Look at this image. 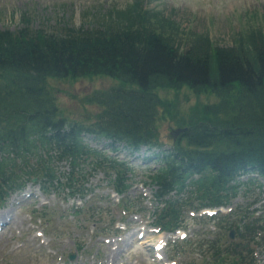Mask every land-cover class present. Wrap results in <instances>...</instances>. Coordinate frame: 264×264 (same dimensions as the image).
Instances as JSON below:
<instances>
[{
  "label": "trees",
  "instance_id": "trees-1",
  "mask_svg": "<svg viewBox=\"0 0 264 264\" xmlns=\"http://www.w3.org/2000/svg\"><path fill=\"white\" fill-rule=\"evenodd\" d=\"M141 1L111 11L93 28L64 24L59 32H49L32 28L25 13L17 29L0 28V202L34 177L44 192L62 186L73 193L78 185L85 196L84 169L90 165L121 196L122 210L141 211L127 194L133 167L91 147L86 134L109 140L113 151L120 142L132 153L142 146L151 151L149 158L156 162L147 172L154 188L151 224L160 230L186 227L185 211L229 206L245 174L264 182V29H249L222 46L207 34L185 35L172 19ZM91 76L120 83L85 98L98 108L93 117L62 116L47 80ZM181 88L217 101L194 108L186 130L171 134L165 147L153 133L164 107L157 90ZM64 161L70 170L60 178L54 163ZM206 217L190 216L197 223ZM209 219L218 227L229 224V214ZM247 219V230L262 228L251 215ZM241 234L250 241L246 230ZM215 237L199 243L205 245L199 251L224 261L223 249L230 252V264L242 259L247 243L223 245L222 235Z\"/></svg>",
  "mask_w": 264,
  "mask_h": 264
},
{
  "label": "rangeland",
  "instance_id": "rangeland-1",
  "mask_svg": "<svg viewBox=\"0 0 264 264\" xmlns=\"http://www.w3.org/2000/svg\"><path fill=\"white\" fill-rule=\"evenodd\" d=\"M132 2L134 0H0V28L17 29L24 13L30 16L32 28L49 32H59L64 24L74 28H93L100 26L102 19L111 11L120 12ZM141 2L144 7L154 8L172 19L185 35L207 34L214 43L222 46L231 45L240 33L249 29H264V0ZM119 83L108 76L47 80L60 114L71 120L82 121L93 117L98 110L96 106L86 104L85 98L97 89H109ZM157 93L163 100L164 107L159 109L153 133L165 147L171 145L174 129L184 126L195 111L194 108L200 111L204 104L217 101V97L195 95L187 88L160 89ZM84 141L93 148L127 161L133 167V184L127 194L139 204L136 208H140L142 212L129 215L123 211L117 203L119 196L108 188L104 173L90 165H86L84 169L87 178L83 190L87 196L84 199L80 191H77L80 188L78 185L72 194L62 186L45 194L36 178H33L26 181L21 190L10 192L6 202L0 205V211L8 209L18 224L4 232L0 244V264H206L197 250L203 249L206 240L211 241V236L217 232L224 233L226 242L232 237V234L228 235L229 232H233L235 240H242L246 237L238 233L244 230L251 236L248 239L251 243L258 242L254 243V255L260 258L259 264H264L262 180L256 177L250 182V174L240 177L244 184L230 207L226 208L230 212L228 226L221 225L215 229L209 219L197 223L185 211L188 228L171 235L159 233L150 224V214L154 208V188L148 184L147 172L148 167L156 164L149 158L151 151L142 146L138 152L132 153L121 142L117 144V150L113 151L109 147V140L98 139L91 134H86ZM148 159L149 162H146ZM54 167L60 178L70 170L65 161L55 162ZM257 181L261 182L262 188ZM14 198L17 200L12 201ZM82 206L84 209L77 212ZM94 206L100 207L102 213L94 214ZM75 208L77 211H74ZM204 211L201 210L200 213ZM39 215L43 216L42 220L37 218ZM243 215L245 218H242ZM249 215L262 228L247 230L243 224L249 221L246 218ZM112 220L116 223L114 226L109 224ZM234 227L238 229L237 234ZM182 233L185 234V239H182ZM194 233L197 234L193 235ZM175 239L179 243L173 247L171 243ZM200 242L204 244L198 247ZM108 253L112 260L106 257ZM170 256L175 257L174 260Z\"/></svg>",
  "mask_w": 264,
  "mask_h": 264
},
{
  "label": "bare ground",
  "instance_id": "bare-ground-1",
  "mask_svg": "<svg viewBox=\"0 0 264 264\" xmlns=\"http://www.w3.org/2000/svg\"><path fill=\"white\" fill-rule=\"evenodd\" d=\"M32 196L33 198L36 199V196H34V194L32 193ZM17 200V198H14L12 201H15ZM6 205V203H5ZM16 215V214H15ZM14 216V215H13ZM10 215V212L8 209H3L0 211V244L4 238V232L7 230V229H12L16 223V219L15 217H13ZM20 220V219H19ZM22 221L24 220L23 218L21 219ZM18 225V224H17ZM16 225V226H17ZM21 230V229H20ZM108 245V244H107ZM106 245V246H107ZM113 251V249H112ZM109 254V253H108ZM108 259H111V255H107L106 256ZM112 260V259H111Z\"/></svg>",
  "mask_w": 264,
  "mask_h": 264
},
{
  "label": "water",
  "instance_id": "water-1",
  "mask_svg": "<svg viewBox=\"0 0 264 264\" xmlns=\"http://www.w3.org/2000/svg\"><path fill=\"white\" fill-rule=\"evenodd\" d=\"M186 130V128H177L176 130H174V135L176 136L177 134H179L180 132H182V131H185Z\"/></svg>",
  "mask_w": 264,
  "mask_h": 264
}]
</instances>
